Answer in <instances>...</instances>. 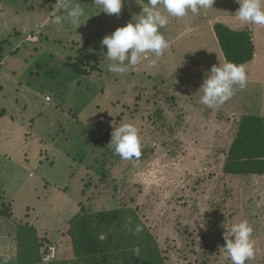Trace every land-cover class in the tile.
I'll use <instances>...</instances> for the list:
<instances>
[{
	"label": "rangeland",
	"instance_id": "1",
	"mask_svg": "<svg viewBox=\"0 0 264 264\" xmlns=\"http://www.w3.org/2000/svg\"><path fill=\"white\" fill-rule=\"evenodd\" d=\"M77 2L85 10L80 25L51 23L53 12L65 14L58 4ZM147 2L125 0L119 15H107L93 0H0V83L1 76L8 81L0 84L6 114L0 117V200L11 203L13 221H29L53 243L79 212L80 196L95 210L123 201L137 210L167 264H231L221 248L223 225L247 220L258 249L247 264H264V176L223 173L242 117H264V26L239 22L235 0H214L206 13L170 18L160 29L170 47L155 66L150 54L125 74L109 72L102 39L138 19ZM216 22L249 32L254 51L244 66L246 87L210 109L199 103L198 90L204 74L225 61ZM85 43L103 69L87 67V76H77L69 63ZM138 94L139 113L131 119ZM156 108L162 111L155 120ZM124 114L140 132L138 160H123L108 147L111 134H105L128 121ZM103 155L108 164L101 176ZM76 158L83 164H74ZM97 161L98 170L88 168ZM8 249L0 244V258Z\"/></svg>",
	"mask_w": 264,
	"mask_h": 264
},
{
	"label": "trees",
	"instance_id": "2",
	"mask_svg": "<svg viewBox=\"0 0 264 264\" xmlns=\"http://www.w3.org/2000/svg\"><path fill=\"white\" fill-rule=\"evenodd\" d=\"M213 32L225 60L244 66L252 61L254 44L249 32L232 30L220 22L213 25ZM87 45V43L83 45L77 62L69 63L71 71L77 76H87L89 73L87 67L93 72L103 69L96 54L90 52L91 49ZM6 82H8L6 78H2L0 84L4 85ZM139 89L140 87L136 92L142 93ZM141 102L138 94L135 97L134 110H130L129 105L125 104L130 110L131 119L139 113ZM167 102L173 107L175 97H167ZM161 111L160 108H156L155 120ZM5 115L1 110L0 117ZM123 119L128 120L125 122H131L126 114ZM110 134L111 132L105 134V137L110 138ZM224 154L225 175L235 178L264 176V117L244 115L235 137ZM104 155L102 156L104 162L100 165V168L103 167L100 169L103 170L101 176L105 175L104 167L108 164ZM73 162L77 165L83 164V160L79 158L73 159ZM98 163L99 161L94 162L88 168L98 170V167L95 168ZM99 179L103 181L102 178ZM0 201V232L6 233L7 236L0 240V244L8 247L10 251V254L7 252L6 258H0V264H167L155 238L139 217L137 210L128 207L123 201L116 208L95 210L80 202L82 201L80 196L79 212L67 221L61 240L58 241L60 245L58 242L53 243L47 236H42L29 221L22 223L13 221L11 203ZM136 225H141L143 231L133 235L129 229L134 230ZM64 244L66 248L63 247ZM51 247L55 249L54 257L45 262V257L51 254ZM136 248H139V252L135 251ZM206 256L208 259L211 255L206 253Z\"/></svg>",
	"mask_w": 264,
	"mask_h": 264
},
{
	"label": "clouds",
	"instance_id": "3",
	"mask_svg": "<svg viewBox=\"0 0 264 264\" xmlns=\"http://www.w3.org/2000/svg\"><path fill=\"white\" fill-rule=\"evenodd\" d=\"M240 5L235 18L242 24L264 26V0H235ZM94 6L107 15H119L125 0H93ZM142 6L138 19L117 28L112 34L104 36L102 46L107 52L104 58L109 61L108 71L122 75L138 66L150 54L156 59L151 61L155 66L157 60L169 49L170 44L160 29L166 28L170 18L181 19L189 12L193 15L206 13L213 8L214 0H148ZM62 7L64 15L52 13L51 23L81 24L85 10L75 4L57 5ZM247 73L243 64L225 60L213 65L204 74L198 90L202 93L199 103L210 109H217L229 101L238 86L244 89L247 85ZM197 92V93H198ZM108 147L114 155L123 160H138L142 154V141L138 127L134 123H122L111 133ZM223 234L225 245L222 248L225 260L231 264H247L255 259L258 249L253 239V228L247 220L233 223ZM133 235L143 231L141 225L129 229ZM139 252V248L135 249Z\"/></svg>",
	"mask_w": 264,
	"mask_h": 264
},
{
	"label": "built area",
	"instance_id": "4",
	"mask_svg": "<svg viewBox=\"0 0 264 264\" xmlns=\"http://www.w3.org/2000/svg\"><path fill=\"white\" fill-rule=\"evenodd\" d=\"M50 252L52 254V258L54 257V254H55V249L54 248H50Z\"/></svg>",
	"mask_w": 264,
	"mask_h": 264
},
{
	"label": "crops",
	"instance_id": "5",
	"mask_svg": "<svg viewBox=\"0 0 264 264\" xmlns=\"http://www.w3.org/2000/svg\"><path fill=\"white\" fill-rule=\"evenodd\" d=\"M2 78H5V76H1V79H2Z\"/></svg>",
	"mask_w": 264,
	"mask_h": 264
}]
</instances>
